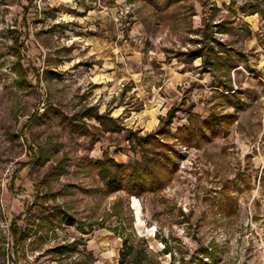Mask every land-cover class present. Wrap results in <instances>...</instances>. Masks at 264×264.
Wrapping results in <instances>:
<instances>
[{"label": "rangeland", "instance_id": "rangeland-1", "mask_svg": "<svg viewBox=\"0 0 264 264\" xmlns=\"http://www.w3.org/2000/svg\"><path fill=\"white\" fill-rule=\"evenodd\" d=\"M128 1L0 0V264H118L125 237L161 264H264V0ZM206 24L241 52L239 107L175 56Z\"/></svg>", "mask_w": 264, "mask_h": 264}, {"label": "trees", "instance_id": "trees-1", "mask_svg": "<svg viewBox=\"0 0 264 264\" xmlns=\"http://www.w3.org/2000/svg\"><path fill=\"white\" fill-rule=\"evenodd\" d=\"M234 3V2H231ZM253 12L252 14H254ZM230 25V22L228 20H223L220 23H217L213 26L217 28L218 33H222L226 27ZM203 37L201 39H197L194 42L197 44H200L199 47L193 48V49H187L186 51H179L178 53H175L176 58L182 61L184 64H192L196 59L201 58V68L204 72H211L214 74H217L218 79H220L221 85L224 88L225 92L224 96L231 100L232 98L237 99L235 102L236 106L240 102V92L238 90H235L234 85L232 83V78L230 71L235 68L233 66V63L236 60V55L241 54V52L236 51L230 43H225L219 41L217 38L213 35V28L211 25L206 24L205 28L202 30ZM209 39V42L212 43V46L208 47V45H205L204 39ZM18 43V41H16ZM202 44V45H201ZM217 46L218 48L216 49ZM23 45L19 43L18 46V56L21 55V52L23 50ZM230 64V65H229ZM232 66V67H231ZM244 68L246 70H252V67L250 64L245 61ZM220 71V73H218ZM193 106V105H192ZM179 109L177 107H171L166 114V117L162 118L163 121V127H161L158 131H156L154 134H163L165 131H161L162 128H165L163 130H166L168 132V129L173 122L174 117L176 116V112ZM38 115V112L34 113L33 116L30 117V121H33ZM91 117L90 113H83L82 117ZM226 116V115H224ZM223 118V115L221 116ZM98 120H102V115H96L95 117ZM223 120L217 119L218 124L222 123ZM154 134L150 133L146 135L143 138V140H147L150 136H155ZM113 163L114 168L122 169L125 168L124 165H118L114 160H105V162H99L101 166L107 164V163ZM118 173L112 172V173H104V178H108V180L112 181V184H119V179L117 178ZM137 177V174L134 173V171L131 172V176ZM120 188V187H119ZM118 189V188H117ZM63 215L64 221L68 225H74L77 222L75 221L74 217H72L69 214H66L65 212H61ZM10 230L13 236L14 240V248H18L21 242L27 239L28 232H26V229H21V227L18 226L16 221H13L10 225ZM77 240L72 241L71 243H68L66 245H61L59 247H56L55 252L59 253L60 255H64L65 253H70L75 251L76 249V242ZM122 248L119 251V261L118 264H161L160 261L155 257V255L148 249L147 244L143 240L142 242H132L127 237L123 239ZM16 251V250H15Z\"/></svg>", "mask_w": 264, "mask_h": 264}, {"label": "built area", "instance_id": "built-area-1", "mask_svg": "<svg viewBox=\"0 0 264 264\" xmlns=\"http://www.w3.org/2000/svg\"><path fill=\"white\" fill-rule=\"evenodd\" d=\"M131 6L132 4L129 2H124V9L128 12L129 10H131Z\"/></svg>", "mask_w": 264, "mask_h": 264}, {"label": "crops", "instance_id": "crops-1", "mask_svg": "<svg viewBox=\"0 0 264 264\" xmlns=\"http://www.w3.org/2000/svg\"><path fill=\"white\" fill-rule=\"evenodd\" d=\"M126 1L130 3V1H128V0H120L119 3H123V2H126ZM117 10H118V9H117ZM117 10H116V11H117ZM117 12H118V11H117ZM198 59H199V58H198ZM200 59H201V58H200ZM196 60H197V59H196ZM196 60H195V61H196Z\"/></svg>", "mask_w": 264, "mask_h": 264}]
</instances>
